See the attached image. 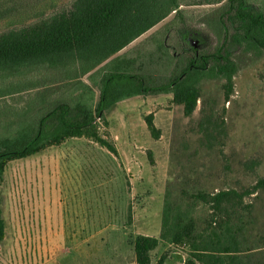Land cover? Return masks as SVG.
Returning a JSON list of instances; mask_svg holds the SVG:
<instances>
[{"label":"trees","instance_id":"trees-1","mask_svg":"<svg viewBox=\"0 0 264 264\" xmlns=\"http://www.w3.org/2000/svg\"><path fill=\"white\" fill-rule=\"evenodd\" d=\"M45 1L48 0H0V20ZM261 2L71 0L68 7L56 8L53 13L47 8L48 12L41 11L28 24L0 32V71H17L16 79L12 78L20 82L16 89L9 87L0 95L36 88L22 106L13 105L9 120L0 124V178L10 160L27 158L70 137L90 138L115 153L116 147L101 133L100 123L106 122L105 110L135 95L172 94L173 101L183 106L184 115L192 116L205 87L216 81L224 100L229 102L242 63L264 53V0ZM184 4H219L210 13L209 22L217 37L213 50L201 47L206 38L192 32L189 24L181 29L176 23L184 19ZM173 12L175 18L148 36L135 58L126 60L134 64L133 68L122 66L107 71L95 106L94 96L84 90L74 105L60 100L39 104L40 97L50 92L56 82L52 71L58 76L85 74ZM175 29L177 36L173 37ZM116 61L124 62L121 58ZM27 73L33 77H27ZM201 112L197 137L171 151V158L179 164L184 156H190L184 165L190 171L183 167L180 177L166 185L159 237L138 234L132 241L138 264H150L151 252L161 241L186 246L184 264H264V239L252 237L257 227L264 228V221H259L261 215L255 216V204L264 201V175H258L248 186L217 187L211 191L205 185L206 179L192 178L203 170L195 167L206 166L200 159L202 152L214 154L227 135L214 106L207 110L202 107ZM145 120L151 134L158 137L153 114H147ZM224 164L232 169L231 162ZM239 165L243 174L249 175L259 163L249 159ZM246 197L253 200L246 201ZM2 205L0 193V246L6 237ZM200 207H208L209 214L201 216ZM164 258L162 255L157 264Z\"/></svg>","mask_w":264,"mask_h":264},{"label":"rangeland","instance_id":"rangeland-1","mask_svg":"<svg viewBox=\"0 0 264 264\" xmlns=\"http://www.w3.org/2000/svg\"><path fill=\"white\" fill-rule=\"evenodd\" d=\"M70 1L48 0L0 20V32L28 24L47 8L53 13L68 7ZM218 5L184 4V19L176 21L181 29L189 24L192 32L206 38L201 45L204 50H213L217 44L209 21L211 10ZM175 15L170 14L141 38L146 39ZM16 72L0 71V94L19 85L12 78L16 79ZM26 75L33 77L32 73ZM205 88L192 116L184 115L183 106L173 101L172 94L137 97L111 108L106 114L108 123H100V131L114 144L115 153L90 138L70 137L27 158L10 160L0 178L6 221L0 264H138L132 241L138 234L159 237L166 185L180 177L185 158L190 157L187 154L179 164L171 158V151L197 137L202 107H215L227 135L214 154L202 152L200 159L206 166L195 167L203 170L192 178L206 179L211 191L248 186L264 175V53L242 63L229 102L224 100L219 82H210ZM35 91L27 87L26 91L0 95V124L9 120L13 105L22 106ZM149 113L154 116L158 137L147 126ZM249 159L259 165L244 175L239 163ZM227 161L232 169L225 167ZM184 169L190 171L188 165ZM252 200L246 197V201ZM255 206V216L260 214L259 221H264V201ZM200 208L201 216L209 214L208 207ZM252 237L264 239V228L257 227ZM187 250L161 241L151 252L150 264H157L162 255L161 264H184Z\"/></svg>","mask_w":264,"mask_h":264},{"label":"crops","instance_id":"crops-1","mask_svg":"<svg viewBox=\"0 0 264 264\" xmlns=\"http://www.w3.org/2000/svg\"><path fill=\"white\" fill-rule=\"evenodd\" d=\"M160 28L161 26H159L152 33H154ZM143 35L135 39L125 48H123L122 50L117 52L115 55H113L112 57H110L109 59H107L106 61H104L103 63H101L100 65H98L97 67L93 68L92 70H90L89 72L85 74H82L79 76L77 75H72V76L66 75L65 76L64 74H61L58 76L56 75L55 71H52V73L54 74L53 79L56 82L51 85L52 90L50 92H45L40 97L39 104H47L49 102L55 103L56 101L60 100V102H68L74 105L76 104L74 100L84 90L86 94L91 93L90 95L94 96L93 105L95 106L99 101V93H100L99 86L102 85V82L104 81L107 71L110 72L111 71L110 69L116 70L122 66L133 68L134 64L130 61L126 62V60H132L133 58H135L136 53L138 52V49L143 46L141 45V43L145 40V38H141ZM118 58H121L124 61L123 64L122 63L120 64L119 62L116 61ZM137 66L138 64L135 63V68ZM148 95L158 96V95H165V94H148ZM148 95H135V96L123 99L121 101H118L114 106L122 102L128 101L130 99H133V98L145 97ZM114 106L105 110V117H106L107 112ZM106 122L108 123L107 118H106Z\"/></svg>","mask_w":264,"mask_h":264}]
</instances>
